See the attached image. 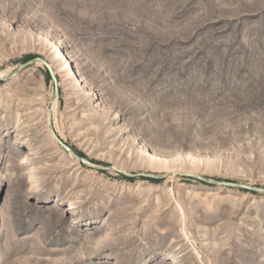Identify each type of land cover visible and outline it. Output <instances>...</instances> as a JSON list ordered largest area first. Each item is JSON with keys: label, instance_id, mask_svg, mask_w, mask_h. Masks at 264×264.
Listing matches in <instances>:
<instances>
[{"label": "rangeland", "instance_id": "rangeland-1", "mask_svg": "<svg viewBox=\"0 0 264 264\" xmlns=\"http://www.w3.org/2000/svg\"><path fill=\"white\" fill-rule=\"evenodd\" d=\"M26 55L92 163L264 187V0H0ZM47 73L0 80V264H264V193L83 165Z\"/></svg>", "mask_w": 264, "mask_h": 264}, {"label": "water", "instance_id": "water-1", "mask_svg": "<svg viewBox=\"0 0 264 264\" xmlns=\"http://www.w3.org/2000/svg\"><path fill=\"white\" fill-rule=\"evenodd\" d=\"M42 63L46 68L47 71L51 77V79L54 81L55 83V89H54V99L51 101V105L47 110V119H48V128L49 131L52 135V137L57 141V143L63 147V149H65L67 152H69L74 159L79 160L83 165L88 166V167H92L95 169H100V170H114L116 172H119L125 176L128 177H147L150 179H161L164 178L165 176L169 175L170 173H174V174H179V175H183V176H187L193 179H196L198 181L207 183V184H213V185H220V186H228V187H235V188H240V189H244V190H249V191H253V192H260V193H264V187H259V186H254V185H249L247 183H241V182H235V181H230V180H221V179H212L203 175H199L196 173H192V172H187V171H175V172H164V173H155V172H137V173H127L122 169L119 168H115L113 166H100V165H96L94 163H92L91 161H89L87 158L79 156L71 147H69L67 144H65L59 137L58 135L55 133V130L53 128L52 125V119H51V114H52V109H53V101L55 100L56 96H57V92H58V88H57V78L55 77V74L50 66V64L43 59L42 57L39 56H34L31 59L26 60L24 63H22L21 65H19L17 68H15L13 71H11L8 75L4 76V77H0V80H7L10 77H12L13 75H15L18 71H20L21 69H23L24 67L31 65L33 63Z\"/></svg>", "mask_w": 264, "mask_h": 264}, {"label": "bare ground", "instance_id": "bare-ground-1", "mask_svg": "<svg viewBox=\"0 0 264 264\" xmlns=\"http://www.w3.org/2000/svg\"><path fill=\"white\" fill-rule=\"evenodd\" d=\"M60 51V50H59ZM62 53V52H61ZM63 54V53H62ZM63 69H68L70 68L69 70L72 71V74H70V77H75L76 76V72L74 69L71 68V61L69 58H65L64 62H63V65H62ZM64 71V70H63ZM8 75V72H0V77H4L5 75ZM19 135V131L16 132L15 136ZM20 139H21V142L23 143H27L28 142V138L26 135H20Z\"/></svg>", "mask_w": 264, "mask_h": 264}, {"label": "trees", "instance_id": "trees-1", "mask_svg": "<svg viewBox=\"0 0 264 264\" xmlns=\"http://www.w3.org/2000/svg\"><path fill=\"white\" fill-rule=\"evenodd\" d=\"M33 57H34V55H26V56L24 57V59H25V60H28V59H31V58H33ZM47 77L50 78L48 73H47ZM76 153H77L79 156L84 157V155H83L81 152L76 151Z\"/></svg>", "mask_w": 264, "mask_h": 264}]
</instances>
